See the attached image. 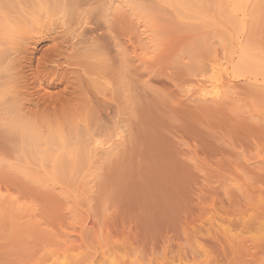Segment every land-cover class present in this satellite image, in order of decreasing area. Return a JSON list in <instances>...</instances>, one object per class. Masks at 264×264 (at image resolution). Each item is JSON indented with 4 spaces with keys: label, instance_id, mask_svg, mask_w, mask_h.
Returning a JSON list of instances; mask_svg holds the SVG:
<instances>
[{
    "label": "rangeland",
    "instance_id": "1",
    "mask_svg": "<svg viewBox=\"0 0 264 264\" xmlns=\"http://www.w3.org/2000/svg\"><path fill=\"white\" fill-rule=\"evenodd\" d=\"M0 264H264V0H0Z\"/></svg>",
    "mask_w": 264,
    "mask_h": 264
},
{
    "label": "bare ground",
    "instance_id": "2",
    "mask_svg": "<svg viewBox=\"0 0 264 264\" xmlns=\"http://www.w3.org/2000/svg\"><path fill=\"white\" fill-rule=\"evenodd\" d=\"M216 67V66H215ZM214 67V68H215ZM227 68V67H226ZM220 69V70H219ZM222 69H224V68H222ZM227 70V69H226ZM214 71H215V74H213L214 76L210 79V82L208 83V84H204V86L201 88V93L202 94H204V95H211L212 96V94L213 95H216L215 93L217 92V94H218V86L220 85V83H221V80H222V78H224L223 77V74H222V72H220L221 71V68H220V66L218 67V69H214ZM224 71V70H223ZM226 73H227V71H226ZM207 83V82H206ZM220 87H222V86H220ZM219 92H220V90H219ZM99 142V141H98ZM100 143V142H99ZM99 143H97V144H99ZM96 144V143H95ZM105 144V143H104ZM109 144V143H108ZM103 147V146H102Z\"/></svg>",
    "mask_w": 264,
    "mask_h": 264
}]
</instances>
